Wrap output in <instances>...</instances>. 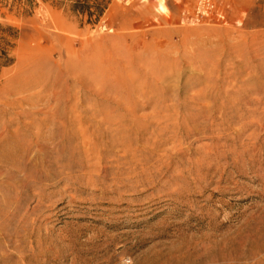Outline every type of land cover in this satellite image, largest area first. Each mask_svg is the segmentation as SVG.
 I'll return each instance as SVG.
<instances>
[{
  "label": "rangeland",
  "instance_id": "1",
  "mask_svg": "<svg viewBox=\"0 0 264 264\" xmlns=\"http://www.w3.org/2000/svg\"><path fill=\"white\" fill-rule=\"evenodd\" d=\"M212 1L0 4V264H264V0Z\"/></svg>",
  "mask_w": 264,
  "mask_h": 264
},
{
  "label": "trees",
  "instance_id": "2",
  "mask_svg": "<svg viewBox=\"0 0 264 264\" xmlns=\"http://www.w3.org/2000/svg\"><path fill=\"white\" fill-rule=\"evenodd\" d=\"M34 0H1V9H7L9 13H15L16 16H28L29 10L33 8ZM20 9L22 11L20 12ZM84 7L73 8V11L80 14L87 13L83 10ZM96 21H98V8H97ZM102 14V11L100 12ZM2 18H5V14H0ZM91 18V13H89ZM89 18V21H90ZM17 36V32L10 26L0 25V69L7 68L12 65L13 61L9 57V51L12 48L11 39Z\"/></svg>",
  "mask_w": 264,
  "mask_h": 264
},
{
  "label": "built area",
  "instance_id": "3",
  "mask_svg": "<svg viewBox=\"0 0 264 264\" xmlns=\"http://www.w3.org/2000/svg\"><path fill=\"white\" fill-rule=\"evenodd\" d=\"M214 11L215 5L212 0H196L194 9L196 18H208Z\"/></svg>",
  "mask_w": 264,
  "mask_h": 264
},
{
  "label": "bare ground",
  "instance_id": "4",
  "mask_svg": "<svg viewBox=\"0 0 264 264\" xmlns=\"http://www.w3.org/2000/svg\"><path fill=\"white\" fill-rule=\"evenodd\" d=\"M67 89V88H66ZM68 90V89H67ZM69 99V98H68ZM252 120V119H251Z\"/></svg>",
  "mask_w": 264,
  "mask_h": 264
}]
</instances>
